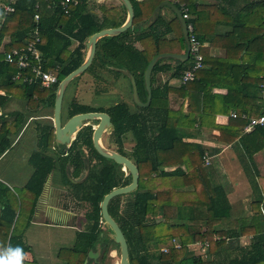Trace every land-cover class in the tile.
I'll return each mask as SVG.
<instances>
[{
    "label": "trees",
    "instance_id": "1",
    "mask_svg": "<svg viewBox=\"0 0 264 264\" xmlns=\"http://www.w3.org/2000/svg\"><path fill=\"white\" fill-rule=\"evenodd\" d=\"M79 1L80 4L71 7V13L67 16L62 12L57 0H16L15 12L9 15L0 26V45L4 38L10 39L4 47L5 52L0 53V84L5 82L16 90L19 88L31 109H34L36 105L49 104L54 107L56 91L61 81L83 64V51L86 49L85 44L88 39L106 28H118L121 25L117 21L111 22L116 15L115 10L104 8L103 20H100L88 12L85 5L87 0ZM130 1L134 9L133 26L119 36L101 39L93 63L99 60L103 64L109 63L119 70L130 73L135 80L141 103H146L148 97L144 75L150 62L159 55H182L186 50L182 25L175 12L172 11L174 17L170 21L163 17L160 11L155 14L156 8L163 2H169L183 14L189 15L187 23L194 24L196 38L202 44L208 43V49L212 47L225 52V58L221 59L223 62L219 59L212 61L208 49H203V65L207 69L197 71L193 82H188L183 88L178 89L180 97L185 98L187 90L193 87H195L194 91L199 88L198 78L200 82H205V78L208 77L214 78L220 86H227L224 83L229 82L234 86H227L228 90L239 93L241 97L247 95L251 88L261 86L264 88V0H219L218 4L203 6L195 4L194 0ZM35 15L39 16L41 35L39 48L48 63L46 70L59 67V83L49 89H42L37 84L26 85L21 84L20 81H13L18 69L4 60L6 52L25 46L30 41V35L35 26ZM1 16L0 10V18ZM203 21L210 23L213 21L212 31L219 24L230 27L231 31L220 38L214 33L209 35L205 33L208 31L207 25L203 26ZM73 42L78 45L71 50ZM136 44H139L141 49H137ZM171 60L177 63L172 78L181 80L184 72L194 63L193 57L186 62ZM165 61L167 59H161L153 69L152 101L149 107L138 106L139 111L134 112L127 103L121 102L108 110H101L111 117L113 127L111 135L120 148L119 153L130 159L137 166L140 174L138 189L128 195L114 198L108 207L110 215L126 237L130 264H264L262 218L264 177H259L263 198L257 204V213L252 225L242 228L240 232L217 229L218 221L230 217L231 206L223 190L209 184L201 162L203 151L196 152L193 149L189 151V148H184L179 127L193 128L196 119L180 117L183 115L182 110L175 112L170 108L171 88L166 85L155 87L156 75L171 70L168 64L163 63ZM189 63H191L190 66H188ZM93 66L94 64L88 71L91 70L90 73L95 74L96 70ZM241 83L243 85H240ZM209 87L206 83V89ZM4 100L0 97V109ZM95 111L72 104L70 117ZM202 116L200 115L201 118ZM1 120L0 157L12 145L9 137L17 136L26 123L25 117L21 114H16L11 119L3 117ZM246 124L247 121H245ZM42 128V145L50 148L55 138L54 127L51 125ZM127 135H131L133 139L130 154L122 151L123 138ZM83 147L87 150L91 148L93 151L90 163L86 165L89 174L81 198L89 204L91 210L86 215L87 230L80 235L78 245L66 251L70 255L66 258L67 264L88 262L89 253L99 248L101 253V246L118 248L114 240L110 239L108 232L105 233L100 228L103 220L101 203L112 190L128 186L132 180L130 174L124 175L123 166L103 158L96 152L92 144L90 128L78 133L70 148L71 155L66 159L62 171L70 164L74 167V176L80 175L85 168L81 159L84 153ZM94 159L98 161L97 165H94ZM35 160L38 162L37 170L24 189L31 198L21 196L18 215L19 201L14 200L12 193L6 190L8 205H4L0 215V248L11 245L21 247L24 254L28 251V246L23 241L26 227L23 221L28 216V226L46 180L56 169V163L51 158L37 154ZM173 166H176L175 171L170 173L164 171V168ZM182 166H185L186 171L182 169ZM65 183H69L66 178ZM189 186H192L193 190L184 191V188ZM205 195H207L206 198ZM125 197L128 199L122 209L121 201ZM4 203L3 199L1 205ZM25 205L30 207V211H25ZM186 206H191L192 213H196L195 209L204 206L208 208L207 231L202 233L198 229L192 234L186 226L178 228L170 226L171 217L175 216L176 212H179L178 216L183 217V212L188 210ZM159 216L163 218V221L156 223V218ZM260 221L263 227L259 226ZM251 234L254 235V240L248 248L238 245L224 248L221 247V242L214 241V236L238 239L240 236ZM177 237H180L182 241L180 250L172 245V241ZM202 241L209 243L214 260L202 262L200 259H187L188 244ZM163 248L169 249L168 254L161 252ZM103 262L102 258L100 263ZM22 264L37 263L23 260Z\"/></svg>",
    "mask_w": 264,
    "mask_h": 264
},
{
    "label": "crops",
    "instance_id": "2",
    "mask_svg": "<svg viewBox=\"0 0 264 264\" xmlns=\"http://www.w3.org/2000/svg\"><path fill=\"white\" fill-rule=\"evenodd\" d=\"M8 1L9 0H0V3ZM136 1L141 2L142 0ZM208 1L209 0H194L195 4L202 6L219 3V0H215L214 3L213 1ZM85 5L87 6L88 12H91L100 20H103L102 11L104 8L115 10L116 15L111 19V22H119L121 24L120 27L128 20L127 10L120 0H87ZM170 8V6H164L160 10L162 16L168 21L174 17L172 12L174 10ZM212 23L203 21V26L206 27L207 25L208 32L205 33H208L209 35L214 33L216 37L220 38L224 37L229 31H231L230 27L223 24H219L216 26L215 30L212 31ZM106 29L113 28L109 27ZM9 41L10 39L8 37L3 39L0 45V53L5 52L4 47ZM77 45L76 42H73L72 46ZM135 47L141 49L139 44H136ZM208 47L209 44L205 43L203 44L202 50L208 49ZM86 49L83 51L84 61L85 56H87ZM186 51L187 44L186 50L182 54H185ZM208 54L212 61L225 58V52L221 49L211 47L208 49ZM95 58L96 54L93 62L95 61ZM163 59H167V61L163 63L168 64L171 67V70L156 75L155 87L158 88L166 85L168 88H171L172 92L169 94L170 108L175 112L182 110L181 112L183 115H180V117L183 116L189 120H192L193 118L196 119V124L193 128L179 127L182 141L185 145L184 148H189V151L192 149L196 152L203 151L201 162L209 184L214 187H220L231 206L230 217L218 221L216 228L219 230L240 232L242 228H247L252 225L253 218L257 213V204L263 198L261 187L259 186V177H264V127H261L263 128L262 130L255 129L251 132H246L245 129L248 126L250 119L264 117V88L262 86L251 88L247 95L241 97L239 93L237 94L235 91L232 93L228 90L227 86H234L229 82L224 83L227 86H220L216 83L214 78L208 77L205 78V82L210 87L206 89V83L204 81L200 82V78H198L197 81L200 83L199 88H197L196 91H194L195 87L191 90H187V95L183 98L178 95L177 91L178 89L183 88L185 84L182 83L181 79L172 78L177 63L171 59L175 58L165 57ZM160 60L161 59H159L158 62ZM47 64L46 61V65ZM97 64L98 67L96 73H89L94 81L109 79V84H115L116 82L121 81V78L123 77L129 79L131 82L134 79L127 71L122 69L116 71V67L109 63L103 64L98 60ZM190 65L191 63L188 64V66ZM204 68L207 69L205 65L202 69ZM21 84L24 83L21 82ZM240 85L243 84L241 83ZM204 90L206 92H202ZM97 94L98 91H95V95ZM0 97L5 99L1 103L0 128L2 124L1 119L3 117L11 119L16 114H21L26 120L20 133L17 136L9 137L12 141V145L10 149L0 157V165L4 164L5 160L13 158L12 155L16 154L15 151L20 149L15 157H19L18 160L24 159L27 168H30L31 170L28 180L23 186H19L20 192L18 193L14 192V189L9 185H0V215L4 209V205H8L6 202L7 189L12 193L13 199H18L19 201L17 215L20 210L21 196H28L31 198L29 194L24 192V189L37 170L36 166L38 162L35 160L37 154L53 159L56 163V169L46 180L43 192L38 197L34 214L28 223V226V216L23 221L26 224L23 233V241L24 244L28 246V251L25 254L24 260L27 262H36L37 264H60V251L71 250L78 245L80 235L87 230V220L85 215L80 217L76 212L77 210H74V207L77 206L76 203H74L75 205L73 207L68 209L64 204L54 199L55 191L59 184L66 185L65 178L68 179L66 169L70 172V166L62 171V167L66 162V157H62L65 153L62 149H64L65 146H58L56 138H54L53 145L50 148H45L41 142V135L43 133L42 127L51 125L54 127V107L49 104L43 106L35 104V108L31 109L28 104L29 102L24 98L22 91L19 88L18 90L12 88L11 85L6 84L5 82L0 84ZM34 100H36V98ZM123 103L127 102L123 101ZM71 109L72 105L70 112H67L66 121L70 119ZM232 114H236L237 117L234 118ZM188 115L190 117H187ZM200 115H203L202 118ZM245 121H247L246 125ZM73 142L74 140L72 143ZM72 143L68 148L71 147ZM5 164H7V161ZM175 169L176 166L167 167L164 168V171L170 173L175 171ZM182 169L186 171L185 166H182ZM5 172V168L0 166L1 183H4L3 177L5 176ZM16 177L18 178L19 176ZM184 189V191H192L193 187L189 186ZM206 196L207 195H205V198ZM3 199L5 200V203L1 205ZM25 208V211H30L29 206L25 205ZM187 208L188 210L183 212V217L178 216L179 212H176L175 216L171 217L169 222L170 226L175 228L186 226L190 229L192 234L198 229H200L202 233L207 231L206 218L208 208L204 206L203 208L195 209L194 211L197 210L196 213H192L190 209L191 206H188ZM161 221H163L161 216L156 218V223ZM105 226L106 225L102 220L100 228L103 231ZM259 226L263 227L261 221ZM52 228H56L59 231H53ZM108 234L110 239L113 240V238H111V233L108 232ZM54 236L57 239H55ZM253 240V234L240 236L238 239L227 236H214V241L221 242V247L224 248H228L231 245L248 248L253 243ZM204 243L208 242L202 241L188 244L186 258L200 259L202 262L213 261L214 257L213 254L210 253V246L205 252H202ZM172 245L175 249L180 250L182 247L181 238H174ZM111 250L115 251L116 248L114 247ZM164 250L169 252V249L163 248L161 250L162 253L168 254V252H165ZM94 253L99 257L101 254L100 248L99 250H93L89 253L90 259H92ZM97 260L98 258L95 261ZM62 263L65 262L62 261ZM86 264H89V261Z\"/></svg>",
    "mask_w": 264,
    "mask_h": 264
},
{
    "label": "water",
    "instance_id": "3",
    "mask_svg": "<svg viewBox=\"0 0 264 264\" xmlns=\"http://www.w3.org/2000/svg\"><path fill=\"white\" fill-rule=\"evenodd\" d=\"M123 5L125 6L127 13H128V20L127 22L118 28L113 29H104L94 35H92L88 41L86 42V50H87V56H85L84 63L75 71H73L71 74H69L65 79L61 81L59 84L57 91H56V99H55V105H54V128H55V138L57 141L58 146H69L73 140H75V137L77 133L80 131V129L83 127L84 123L87 121H100L98 126L96 127L95 131L93 132V145L97 153L102 156L105 159L114 161L116 164L123 166V170H127L131 176V183L128 186L120 187L112 190L109 194H107L102 203H101V214L102 219L105 223V225L108 227V229H111L113 231V235H111V238H113L114 242L119 246L121 258H120V264H130L129 261V246L126 240V237L121 230L120 226L117 224V222L112 218V216L109 213V203L118 196L128 195L130 193L135 192L138 189L139 186V179L140 174L137 166L127 157L116 153L111 152L105 149L102 144V138L106 134V131L108 128L112 127V121L111 117L106 113H84V114H78L76 116L71 117L68 121L63 122L62 119V109H63V100L65 93L67 91L68 85L70 82H72L77 77L83 75L91 66L96 51H97V44L98 41L106 38V37H115L123 34L124 32L128 31L132 26L134 22V9L132 6V3L130 0H120ZM164 6H170L176 15L178 16L183 30V35L187 44V51L185 54L182 55H172V54H162L154 58L150 64L148 65L144 79H145V85L148 93L147 101L146 103H140L138 92L136 88L135 80L133 79V96L134 100L137 102V104L140 107H149L152 101V83H151V77L152 72L155 67V65L158 63L159 59H163L165 57H172L176 60L186 62L190 58V43H189V33L187 29V22L183 18V14L174 5H171L169 2H163L160 4L156 10L155 14H157ZM113 128V127H112ZM85 262L84 264H86Z\"/></svg>",
    "mask_w": 264,
    "mask_h": 264
},
{
    "label": "rangeland",
    "instance_id": "4",
    "mask_svg": "<svg viewBox=\"0 0 264 264\" xmlns=\"http://www.w3.org/2000/svg\"><path fill=\"white\" fill-rule=\"evenodd\" d=\"M215 0H209L208 2H211ZM76 46H72L71 49H75ZM87 54V53H86ZM94 64V70L97 69L98 64ZM118 68H116V71ZM90 71L87 70L83 75L77 77L74 79L70 84L68 85L64 102H63V111H62V119L63 122H66L67 119V112H70L71 105L75 103L77 100L80 103H85L90 105L92 108L94 107H100L103 110L110 109L109 107L114 106L117 103L126 101L129 104V108L131 111L138 112V104L133 99V81L131 82L129 79L121 78V81L116 82L115 84H109L110 80H103V81H94L92 80V77H90ZM103 73V72H102ZM92 74V73H91ZM105 76V75H104ZM95 91H98V94L95 95ZM102 94V95H99ZM96 99V100H95ZM93 100H95L93 102ZM140 102V100H139ZM141 103V102H140ZM86 123H89L90 127H92L96 121H88ZM113 128L110 127L107 129L106 134L103 136L101 144L102 146L111 152L119 153L120 148L119 146L114 142V139L112 138ZM66 149H68V146H65ZM133 148V139L131 135H127L123 138V147L122 151L126 154H130ZM63 150V149H62ZM84 150H87L85 147H83ZM20 149L15 151V155H12L13 158L5 160L7 161V164H1L0 166H3L6 170L5 176L3 177L4 183L0 181V185L3 186V184L9 185L12 189H14V192L18 193L19 186L24 185V183L28 180L29 174L31 173L30 168H27V165L25 164L24 159L18 160L19 157H15L19 153ZM86 154V153H85ZM120 154V153H119ZM16 158V159H15ZM72 166H70L71 168ZM84 169V168H83ZM72 169H70V172ZM123 173L125 176H128L129 172L127 170H123ZM16 176H19L18 178ZM88 185V184H87ZM71 196V193L69 191L68 197ZM127 197L122 198L121 204L123 205L122 209L125 207V204L127 202ZM72 198H70V202L66 203V207L69 209L70 207H73ZM64 202H67L64 201ZM77 210V214L81 217L84 215L86 216L87 213L90 212L91 207L87 203L78 204L76 207H74V210ZM53 231H59L56 228H52ZM111 230V229H110ZM107 226H105V233L107 231H110ZM113 235V231H110ZM109 232V233H110ZM57 234V233H56ZM55 234V235H56ZM55 239H57L54 236ZM116 247V246H115ZM63 248V247H62ZM114 248V247H113ZM96 253V252H95ZM92 255V259L89 260V264H120V248L116 247V250H111V247L108 246H101V254L98 257L97 254ZM110 253V257H109ZM108 254V255H107ZM70 255L66 253L65 250L60 251V259L64 261L65 263H62V261L58 260L60 264H67L66 258H68ZM102 259L104 260L103 263H100V260L95 261L96 259ZM114 258V259H113Z\"/></svg>",
    "mask_w": 264,
    "mask_h": 264
},
{
    "label": "built area",
    "instance_id": "5",
    "mask_svg": "<svg viewBox=\"0 0 264 264\" xmlns=\"http://www.w3.org/2000/svg\"><path fill=\"white\" fill-rule=\"evenodd\" d=\"M57 1L59 2L62 12L67 16L71 13V7L78 6L80 4L79 0ZM15 2L16 0H9L8 2L0 3L2 15L0 18V26L4 24L9 15L15 12ZM183 18L187 22V20H189V15L184 13ZM34 22L35 26L30 35V41L27 42L25 46L13 48L9 52H6L4 60L7 64L15 65L18 69V73L13 77L14 81H20L28 85L37 84L42 89H49L59 83V67L46 70V61L39 48V45L41 44V35L38 15H35ZM187 29L189 33L190 56L193 57L194 63L187 71L184 72L182 76L183 84L193 81L195 79L196 72L204 66L203 55L201 52L203 44L196 38L194 26L192 24L187 23ZM232 116L234 118L237 117L236 114H232ZM257 127H264V117L251 119L245 131L251 132ZM262 218L264 221V208L262 209ZM207 248H209V243H204L202 252H205ZM164 251L168 252L167 250Z\"/></svg>",
    "mask_w": 264,
    "mask_h": 264
},
{
    "label": "flooded vegetation",
    "instance_id": "6",
    "mask_svg": "<svg viewBox=\"0 0 264 264\" xmlns=\"http://www.w3.org/2000/svg\"><path fill=\"white\" fill-rule=\"evenodd\" d=\"M95 100H93V102ZM73 104H77V105L83 106V107H85L86 109H89V110H96L95 112H88V113H106V112L101 111L103 109L100 108V107H95V108L93 107L92 108L88 104H85L83 102L82 103L78 102V100L75 103H73ZM82 114H84V113H82ZM99 123H100V121H96V123L92 127H90L89 123H86L85 122L84 125H83V127L80 129V131L85 130L87 128H90V130L92 131V139H93V132L95 131V129L98 126ZM76 138L77 137H75V140H76ZM92 144H93V141H92ZM93 147H94V145H93ZM70 148H68V149L64 148L63 149V151H65V153L62 155V157H66V159L70 157V155H71ZM92 155H93V151H92L91 148H89L88 150H84L83 155H81V159L83 160V164H84L85 168L82 169V172L80 173L79 176H74V167H71L70 168V169H72L71 172H69L68 169H66V174H67L69 183L66 184V185L59 184L57 190L55 191V196H54V199L55 200H57L60 203L64 204V206H67L65 204L68 203V202H70V198H72V200H71L72 203L74 202V203H76V205L85 203L83 200H80V199L83 196L82 195L83 194V187H84L85 181H86V179L88 177V174H89V170H88V167L86 165H88L90 163L89 161H90V157ZM93 162H94V165H97L98 164V161L96 159H94ZM68 166H71V165L68 164L67 165V168H68ZM69 191L71 193V196L68 197ZM66 200H67V202H64ZM74 203H73V205H75Z\"/></svg>",
    "mask_w": 264,
    "mask_h": 264
},
{
    "label": "clouds",
    "instance_id": "7",
    "mask_svg": "<svg viewBox=\"0 0 264 264\" xmlns=\"http://www.w3.org/2000/svg\"><path fill=\"white\" fill-rule=\"evenodd\" d=\"M24 258L23 249L19 246L0 248V264H22Z\"/></svg>",
    "mask_w": 264,
    "mask_h": 264
}]
</instances>
